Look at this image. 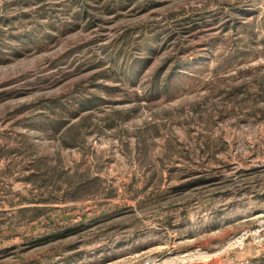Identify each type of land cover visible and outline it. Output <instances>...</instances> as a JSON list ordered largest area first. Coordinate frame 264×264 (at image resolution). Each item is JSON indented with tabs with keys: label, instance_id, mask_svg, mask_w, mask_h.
Wrapping results in <instances>:
<instances>
[{
	"label": "rangeland",
	"instance_id": "rangeland-1",
	"mask_svg": "<svg viewBox=\"0 0 264 264\" xmlns=\"http://www.w3.org/2000/svg\"><path fill=\"white\" fill-rule=\"evenodd\" d=\"M0 264H264V0H0Z\"/></svg>",
	"mask_w": 264,
	"mask_h": 264
}]
</instances>
